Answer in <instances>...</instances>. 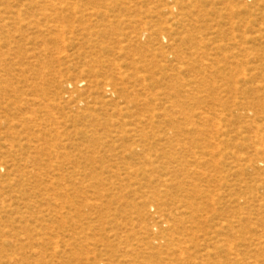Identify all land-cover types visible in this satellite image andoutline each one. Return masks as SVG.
I'll list each match as a JSON object with an SVG mask.
<instances>
[{
    "label": "rangeland",
    "instance_id": "374dc122",
    "mask_svg": "<svg viewBox=\"0 0 264 264\" xmlns=\"http://www.w3.org/2000/svg\"><path fill=\"white\" fill-rule=\"evenodd\" d=\"M0 264H264V0H0Z\"/></svg>",
    "mask_w": 264,
    "mask_h": 264
}]
</instances>
